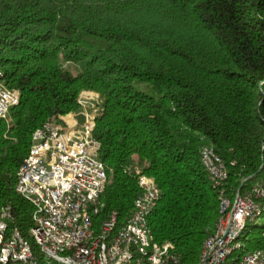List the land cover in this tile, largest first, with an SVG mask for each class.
Instances as JSON below:
<instances>
[{"label":"trees","instance_id":"obj_1","mask_svg":"<svg viewBox=\"0 0 264 264\" xmlns=\"http://www.w3.org/2000/svg\"><path fill=\"white\" fill-rule=\"evenodd\" d=\"M0 82L21 93L0 127V211L41 264L58 263L31 234L17 172L37 129L69 113L85 121L84 91L103 96L92 130L109 171L103 215L132 214L131 158L147 160L160 189L149 228L179 264L199 263L220 217L203 148L225 162L230 195L264 183V0H0ZM242 239L241 253L264 248V224Z\"/></svg>","mask_w":264,"mask_h":264},{"label":"built area","instance_id":"obj_2","mask_svg":"<svg viewBox=\"0 0 264 264\" xmlns=\"http://www.w3.org/2000/svg\"><path fill=\"white\" fill-rule=\"evenodd\" d=\"M90 92L95 91H84L79 98L85 121L69 113L37 129L17 172V190L33 206L31 234L40 252L58 264H179L173 245L156 241L149 228L160 189L140 164H131L141 188L132 214L123 220L116 210L103 215L109 171L98 158L100 143L92 138L97 112L83 102ZM20 99L18 89L0 82V127ZM201 160L220 190V217L198 264H264V248L241 253L249 220L264 211V183L250 193L230 195L222 157L205 147ZM11 220L9 207H3L0 264H41L28 239L9 225Z\"/></svg>","mask_w":264,"mask_h":264},{"label":"rangeland","instance_id":"obj_3","mask_svg":"<svg viewBox=\"0 0 264 264\" xmlns=\"http://www.w3.org/2000/svg\"><path fill=\"white\" fill-rule=\"evenodd\" d=\"M102 100H103V96H102L101 92L95 91V92L87 93L83 102L87 106V108L92 109L93 111L97 112V109L99 108V104L102 103ZM9 120H10V117H9ZM137 156H139V155H133L132 156L131 164L136 163L138 165L140 164L143 167L146 166L148 161L145 159L141 158L142 159L141 162H139V160L137 162H135L133 160V157H137ZM248 223L262 225V224H264V216L259 217V218L255 219L254 221H249Z\"/></svg>","mask_w":264,"mask_h":264},{"label":"crops","instance_id":"obj_4","mask_svg":"<svg viewBox=\"0 0 264 264\" xmlns=\"http://www.w3.org/2000/svg\"><path fill=\"white\" fill-rule=\"evenodd\" d=\"M133 160L135 161V162H137L138 160H139V162H141V157L140 156H137V157H133Z\"/></svg>","mask_w":264,"mask_h":264}]
</instances>
